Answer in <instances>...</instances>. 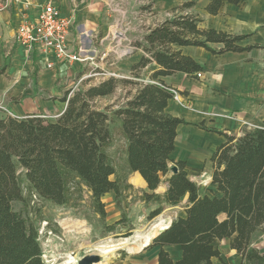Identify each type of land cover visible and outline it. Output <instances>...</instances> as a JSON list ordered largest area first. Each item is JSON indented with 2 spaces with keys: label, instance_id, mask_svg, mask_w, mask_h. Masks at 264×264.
<instances>
[{
  "label": "trees",
  "instance_id": "16d2710c",
  "mask_svg": "<svg viewBox=\"0 0 264 264\" xmlns=\"http://www.w3.org/2000/svg\"><path fill=\"white\" fill-rule=\"evenodd\" d=\"M241 1L211 0L205 11L217 16L225 3ZM194 5L185 3L180 10ZM248 37L204 27L197 15L179 13L133 45L144 56L132 67L131 78L109 77L89 89L66 92L61 98L66 109L53 121L35 114L0 118V264H45L40 229L15 210V203L30 205L38 200L75 212L88 208L105 224L103 197L114 193L122 209L123 202L133 198L135 188L129 178L134 173L148 187V191L136 190L140 201L152 208L149 220L167 210L183 211L171 216L170 225L149 245L159 248L158 264H214V259L227 264L215 247L224 240H230L241 264H264V255L253 247L264 235V122L239 137L220 133L226 142L211 157L215 194L202 195L186 162L171 158L177 129L185 122L166 112L174 94L161 80L178 72L193 77L203 71L174 46L204 48L216 56L264 49L241 46ZM151 63L159 66L151 82L139 81ZM6 69H0V80ZM119 87L126 90L123 105L99 108V100L114 95ZM116 127L123 142L125 172L111 153ZM171 164L177 166V173L171 171ZM164 185L166 191L158 193ZM105 226L109 232L115 229ZM165 246H180L181 259L174 262Z\"/></svg>",
  "mask_w": 264,
  "mask_h": 264
},
{
  "label": "crops",
  "instance_id": "0c3cea01",
  "mask_svg": "<svg viewBox=\"0 0 264 264\" xmlns=\"http://www.w3.org/2000/svg\"><path fill=\"white\" fill-rule=\"evenodd\" d=\"M109 1L112 0H0V69L7 66L0 80V95L9 92L11 88L15 92L20 90L22 81L13 85L10 79L20 76L21 79L29 81L30 76L35 77L31 60L39 65L36 78L38 87L43 89L50 88L54 80L57 82L59 76L77 75L81 81L87 78V71L93 67L104 70L102 65H106L105 58L110 54L109 49L103 48L105 33L112 25L110 13L104 12V6ZM210 1L153 0L150 9H147L148 4L143 5L144 3L139 2L141 34L138 38L140 41L143 40L151 29L167 20L170 14L182 13L197 15L202 19L204 27L233 35H248L249 37L241 43L243 47L264 46V0H242L239 5L225 3L217 16H211L205 11ZM49 2L57 7L63 17L74 19L71 48L74 50L80 48L82 57L88 59L86 63L60 64L51 59L54 66L47 68L36 57L31 58L27 50L17 43L16 32L19 26L26 20L37 19L43 6ZM185 3L195 5L191 9L180 10ZM212 47L220 48L218 45ZM173 49L192 58L203 67L201 79H198L197 75L191 77L182 72L161 78L166 85L181 95L180 101L173 99L169 102L166 112L185 122L177 129L176 149L171 158L175 162H186L189 171V168L199 170L202 166L199 159L211 161L217 148L226 142L225 136L220 133L239 137L263 125L264 49L243 53L229 52L221 56L213 55L199 47L174 46ZM143 56V51L135 50L113 66L111 76L114 75L118 79L131 78L132 67ZM158 69L156 63L149 64L142 70V79L139 81L151 82V75ZM33 91L31 89L29 92ZM122 91H124L122 87L117 90ZM15 112L9 115L25 116L18 114L20 110ZM28 114L42 116L36 111ZM4 117H7V114L0 115V118ZM129 183L135 189L148 191L147 184L139 173L132 174ZM166 189L164 185L158 193H163ZM184 200L187 201V198ZM163 249L174 262L181 259L180 246H165ZM158 253L152 264H158Z\"/></svg>",
  "mask_w": 264,
  "mask_h": 264
},
{
  "label": "rangeland",
  "instance_id": "374dc122",
  "mask_svg": "<svg viewBox=\"0 0 264 264\" xmlns=\"http://www.w3.org/2000/svg\"><path fill=\"white\" fill-rule=\"evenodd\" d=\"M139 2L144 3L143 5H150L153 0H112L104 6V12L108 11L112 19V25L105 33L106 39L103 45L104 49L110 50L109 56L105 58L106 65H102L104 70L93 67L87 71V78L81 81L77 75L59 76L57 82L54 80L50 88L43 89L38 87L36 78L39 65L36 61L31 60L35 77L30 76L29 81L21 79L20 76L16 78L17 80L10 79L13 85L20 81L22 83H20L18 92L11 88L9 92L0 95V115L11 116L9 113L15 114V111L20 110L18 114L26 116L28 113L36 111L47 120L53 121L66 108V104L61 102V98L66 92L78 87L89 89L98 85L105 78L114 77L111 76L114 71L113 66L130 56L122 54L140 41L138 38L141 34ZM174 15L170 14V17L167 18ZM31 89L34 91L29 92ZM124 96V91L116 92L112 96L100 99L97 105L101 109L113 105L115 107L116 103L121 106L124 103L122 100ZM114 133L117 142L111 148V153L118 169L125 172L123 142L120 139L119 128L116 127ZM199 161L202 166L199 170L189 168L190 176L200 186L202 195L212 197L215 194V188L211 184L213 173L211 161L203 158ZM131 195L133 198L130 197L124 201L122 209L118 207L114 193L103 197L102 202L105 204L107 214L105 224L88 208L75 212L70 208L38 200H34L30 205L15 203L14 208L39 227L45 264H79L84 258L100 257L99 251L111 246L115 249L108 258L101 259V262L94 264H152L159 248L152 249L148 246L139 254H130L129 250L137 248L149 236H151L152 242L160 231H157L155 236L152 235L153 226L162 220L165 226H168L171 216H181L183 211L180 208L175 211H166L161 216L149 220L148 214L152 208L146 207L140 201L138 190L132 191ZM185 202L183 200L184 204ZM119 221H121L120 224H116ZM105 225H115V229L109 232ZM215 247L220 251L224 263L241 264V258L230 249V240L217 242ZM253 247L264 255V235L254 242ZM213 261L214 264H222L218 259Z\"/></svg>",
  "mask_w": 264,
  "mask_h": 264
},
{
  "label": "built area",
  "instance_id": "2783aa9c",
  "mask_svg": "<svg viewBox=\"0 0 264 264\" xmlns=\"http://www.w3.org/2000/svg\"><path fill=\"white\" fill-rule=\"evenodd\" d=\"M74 25L73 18L63 17L57 7L49 2L43 6L37 19L26 20L19 26L16 41L31 58L36 57L47 68L54 66L51 59L60 64H84L88 59L82 57V50L71 48ZM132 46L122 55H131L136 50ZM197 78H203V73H198ZM172 92L174 100L180 101V93L174 89Z\"/></svg>",
  "mask_w": 264,
  "mask_h": 264
},
{
  "label": "bare ground",
  "instance_id": "6f19581e",
  "mask_svg": "<svg viewBox=\"0 0 264 264\" xmlns=\"http://www.w3.org/2000/svg\"><path fill=\"white\" fill-rule=\"evenodd\" d=\"M118 35V34H117ZM120 36V35H119ZM162 219V218H161ZM167 226H165L163 220L162 221H159L158 223H156L154 226H153V234H156L157 231H161L163 229H165ZM155 236V235H154ZM151 243V236L147 237L146 240L140 244L137 248H131L129 250V253L130 254H139V253H142L146 248H148V246L150 245ZM115 248H113L112 246L111 247H107V248H102L100 251H99V255L101 257V259H107L108 256L110 255V253L114 250Z\"/></svg>",
  "mask_w": 264,
  "mask_h": 264
},
{
  "label": "water",
  "instance_id": "95a60500",
  "mask_svg": "<svg viewBox=\"0 0 264 264\" xmlns=\"http://www.w3.org/2000/svg\"><path fill=\"white\" fill-rule=\"evenodd\" d=\"M170 169L173 173L178 172V168L175 165H172ZM101 261L102 260L99 256H91V257L84 258L83 260L80 261L79 264H94V263H99Z\"/></svg>",
  "mask_w": 264,
  "mask_h": 264
}]
</instances>
